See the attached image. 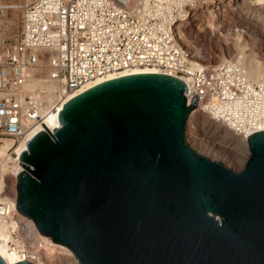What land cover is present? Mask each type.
I'll list each match as a JSON object with an SVG mask.
<instances>
[{
    "label": "water",
    "instance_id": "obj_1",
    "mask_svg": "<svg viewBox=\"0 0 264 264\" xmlns=\"http://www.w3.org/2000/svg\"><path fill=\"white\" fill-rule=\"evenodd\" d=\"M187 92L131 73L67 100L53 131L38 119L44 131L18 155L16 210L78 264H264V129L233 171L186 143Z\"/></svg>",
    "mask_w": 264,
    "mask_h": 264
},
{
    "label": "built area",
    "instance_id": "obj_2",
    "mask_svg": "<svg viewBox=\"0 0 264 264\" xmlns=\"http://www.w3.org/2000/svg\"><path fill=\"white\" fill-rule=\"evenodd\" d=\"M216 1L151 0L138 9L132 0H21L15 35L0 41V143L11 140L8 155L18 164L13 146L44 131L41 123L67 96L137 68L186 79V103L195 94L201 109L214 113L219 100L227 99L219 85L225 69L203 61L205 52L190 51L182 29L201 6L206 18L212 11L218 25ZM10 10L8 0H0V21L5 23ZM39 81L46 87H38ZM4 189L2 182V231L19 241L17 216L31 220L16 210L15 198ZM20 244L27 246L23 239Z\"/></svg>",
    "mask_w": 264,
    "mask_h": 264
},
{
    "label": "bare ground",
    "instance_id": "obj_3",
    "mask_svg": "<svg viewBox=\"0 0 264 264\" xmlns=\"http://www.w3.org/2000/svg\"><path fill=\"white\" fill-rule=\"evenodd\" d=\"M148 1L151 0H133V6L135 8L142 9ZM208 1L209 3H211V0ZM8 2L11 5V10L7 13V18L5 19V23H3L4 21H0V41L1 39H3L4 36H9L11 38L15 35L18 14L21 7V0H8ZM207 13H208L207 17H209L208 20H212L211 22H213L214 18L212 15V11L208 10ZM214 27L216 28L215 29L217 31L216 33H218L221 36L220 37L221 40L219 39L220 40L219 42L227 41L228 38L225 35H223L220 24L219 25L215 24L213 25V28ZM210 28L212 29V27ZM252 55L248 54L243 57L241 62V67H242V71H241L240 63H239L240 56H235V55L233 56L232 54H230V50L228 48L224 49L221 46L208 49L207 53L201 58L203 59V61H205L210 65L224 67L225 75L221 77L219 85L223 93L225 92L227 99L219 100L214 110H212L214 112L212 114H209L208 112L202 110L196 100L194 106L188 113L185 124L188 122V120L194 118V115L195 117L197 115V117L201 119L202 123L208 121L206 122V124L209 128L218 127L220 125L222 126L223 123L224 124L226 123L225 124L226 127L228 125L229 126L228 129L226 128L225 130L222 129L224 130V133L227 134L229 133L233 137V139L239 140L240 142L243 143L246 142L247 140L246 137L248 135L252 134L253 132L264 129V88L260 86L257 87L252 86L247 81L248 79V80H252V82L257 83V80L262 73L260 65L254 59L255 56ZM211 59L213 60L224 59V61L219 63L216 62L212 63L210 61ZM45 70H46L45 68L41 69L42 72H45ZM141 72H154V70L147 68H137L129 72H122L116 75L111 74L106 76L104 79H110L117 75H125L129 73H141ZM242 72L246 78L243 77ZM101 80L102 79L96 80L93 83L96 84ZM182 81L186 83V85H188L186 79H182ZM91 84L86 85L84 89L88 88ZM37 85L40 88L46 87L45 83L41 81L37 82ZM230 93H232V95ZM72 97H73L72 95L67 96L65 98L66 99L65 102ZM187 100L188 102L191 100L189 95L187 96ZM58 113L59 111L55 114H50L43 120V126L47 130L53 131V129H55L59 125ZM206 115L208 117L214 118L213 119L214 121L209 120V118ZM229 127L231 129H229ZM189 133L192 134L189 137V139L194 142H197L196 136L194 135L195 131L191 130ZM1 143H3L4 145L0 146V185L3 182V185L5 187L4 191H6L8 188L12 192V195L10 193L8 195H10L13 199L15 198V173L20 169V166L15 162V159L9 156L7 153V148L11 144V140H3ZM16 145L17 147L15 148ZM16 145L13 146L14 151L17 153V155H19L26 148V144L24 141H20ZM9 224L13 225L11 222ZM16 224L18 227V235H19L17 239H19V241L15 240L11 233H4L2 231V223H0V257L4 260L6 264L12 263L17 260H21L22 258L32 262L33 264L46 263V262L42 263L40 260H38L39 257L38 251H30L29 248L31 244L29 242L31 240L29 242L27 241L28 237L24 235L22 231L23 229L27 230L26 231L28 232L27 235L30 236V239H33L32 242L37 243L38 242L37 240H44L46 242V244H44L46 250H48L49 252H53L55 248H57L59 250L58 252L61 253L63 258H65L68 261V262L66 261L67 264H78L76 263L77 261L75 257L72 255V252L61 247L60 245H57V243L53 242L52 245L54 246L53 249L51 247L50 248L47 247L48 239L38 234L31 221L27 219H23L20 216H17ZM20 239L25 240V242L27 243L26 247H23L20 244ZM39 247H41V243H39ZM37 249L38 247H36L35 250Z\"/></svg>",
    "mask_w": 264,
    "mask_h": 264
},
{
    "label": "rangeland",
    "instance_id": "obj_4",
    "mask_svg": "<svg viewBox=\"0 0 264 264\" xmlns=\"http://www.w3.org/2000/svg\"><path fill=\"white\" fill-rule=\"evenodd\" d=\"M226 1L227 0L216 1L217 10L215 19L219 22L223 35L228 38L227 41L219 42L221 40V36L215 31L209 32L205 25L207 24L209 27H213L215 24L211 22L212 20H208L209 17L206 18L205 10H203L204 7L198 5L201 6V8L195 11V14L189 22V25L183 27L182 29L184 36L187 39L186 45L190 51L197 52L198 54H203L204 52L206 54L208 49L214 47L216 48L221 46L224 49L228 48L230 50V54L233 56H240L239 63L241 71V62L243 57L248 54H253L252 56H255V58H253L260 65L262 73L259 76L257 83L248 79L247 81L252 86H260L264 88V0ZM206 3L209 4V1L207 0ZM198 6H196V8ZM195 25H198L199 28L196 29ZM4 37L3 39L10 38L9 36ZM210 61L212 63H219L224 61V59H211ZM243 77H245L244 74ZM208 118L211 121L214 119L212 117ZM206 122L208 121L202 123L201 119H199L197 115L196 117L194 115V118L188 120V122L184 125V139L186 143L199 154L204 155L212 160L219 161L224 166L233 171L239 170L248 155L247 143L235 140L229 133H224L225 128L228 129L229 126L228 125L226 127V123H221V127L218 126L209 128ZM229 129L231 128L229 127ZM191 130L195 131L194 135L196 136L197 142L189 139V137L192 135L189 133ZM3 145V143H0V146ZM16 147L17 145L15 148ZM9 193L12 195V192L7 188L6 194ZM22 231L24 235L28 237L27 241L29 242L31 240L29 242L31 244L29 248L30 251H38V260H40L42 263L67 264L68 261L63 258L61 253L58 252L59 250L57 248H55L56 251L54 250L53 252H49L45 249L46 247H44V244H46L44 240H37L38 242L34 243L32 242L33 239H30V236L27 235V230L23 229ZM39 243H41V247H39ZM47 244V247H51L52 249L54 248V246H52L53 242H51L49 239ZM60 246L69 250L65 246ZM36 247H38L37 250H35Z\"/></svg>",
    "mask_w": 264,
    "mask_h": 264
}]
</instances>
